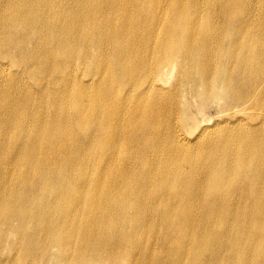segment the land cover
Instances as JSON below:
<instances>
[{
	"label": "bare ground",
	"instance_id": "6f19581e",
	"mask_svg": "<svg viewBox=\"0 0 264 264\" xmlns=\"http://www.w3.org/2000/svg\"><path fill=\"white\" fill-rule=\"evenodd\" d=\"M0 264H264V0H0Z\"/></svg>",
	"mask_w": 264,
	"mask_h": 264
},
{
	"label": "rangeland",
	"instance_id": "374dc122",
	"mask_svg": "<svg viewBox=\"0 0 264 264\" xmlns=\"http://www.w3.org/2000/svg\"><path fill=\"white\" fill-rule=\"evenodd\" d=\"M45 86H46V85H45ZM49 88L52 89V90L58 91L59 96H65V94H66V93H65L66 91H64V89H62V87L59 88V87H51V86H49ZM33 90H34V89H33ZM46 106H47L48 110H51L49 104H47ZM205 113H206V112H205ZM206 115L208 116L209 120H210V119H211L212 121L215 120V115H216V114H215V111H214V110H209V111L207 110ZM209 122H211V121H209ZM213 122H214V121H213ZM211 123H212V122H211ZM211 123H210V124H211Z\"/></svg>",
	"mask_w": 264,
	"mask_h": 264
}]
</instances>
